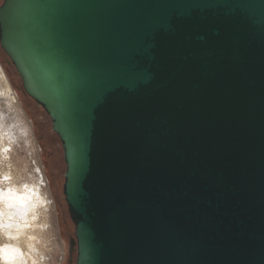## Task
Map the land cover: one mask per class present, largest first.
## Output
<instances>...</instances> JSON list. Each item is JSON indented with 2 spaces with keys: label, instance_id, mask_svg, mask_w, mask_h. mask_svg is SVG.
Returning <instances> with one entry per match:
<instances>
[{
  "label": "water",
  "instance_id": "1",
  "mask_svg": "<svg viewBox=\"0 0 264 264\" xmlns=\"http://www.w3.org/2000/svg\"><path fill=\"white\" fill-rule=\"evenodd\" d=\"M0 45L61 141L75 264H264V0H4Z\"/></svg>",
  "mask_w": 264,
  "mask_h": 264
},
{
  "label": "rangeland",
  "instance_id": "2",
  "mask_svg": "<svg viewBox=\"0 0 264 264\" xmlns=\"http://www.w3.org/2000/svg\"><path fill=\"white\" fill-rule=\"evenodd\" d=\"M0 87V136L5 135L0 140V188L22 187L34 178L39 181L50 206V227L42 234L40 248L50 264H75V226L63 193L66 164L61 141L52 131L49 115L26 94L1 45Z\"/></svg>",
  "mask_w": 264,
  "mask_h": 264
},
{
  "label": "bare ground",
  "instance_id": "3",
  "mask_svg": "<svg viewBox=\"0 0 264 264\" xmlns=\"http://www.w3.org/2000/svg\"><path fill=\"white\" fill-rule=\"evenodd\" d=\"M34 179L22 187L10 184L0 188V264H50L40 248L42 234L50 227L49 200Z\"/></svg>",
  "mask_w": 264,
  "mask_h": 264
},
{
  "label": "flooded vegetation",
  "instance_id": "4",
  "mask_svg": "<svg viewBox=\"0 0 264 264\" xmlns=\"http://www.w3.org/2000/svg\"><path fill=\"white\" fill-rule=\"evenodd\" d=\"M3 1H4V0H3ZM2 3H3V2H2ZM2 3H1V4H2Z\"/></svg>",
  "mask_w": 264,
  "mask_h": 264
}]
</instances>
